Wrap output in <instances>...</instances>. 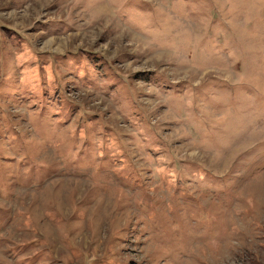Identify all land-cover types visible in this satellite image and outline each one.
I'll list each match as a JSON object with an SVG mask.
<instances>
[{"label": "rangeland", "instance_id": "374dc122", "mask_svg": "<svg viewBox=\"0 0 264 264\" xmlns=\"http://www.w3.org/2000/svg\"><path fill=\"white\" fill-rule=\"evenodd\" d=\"M0 264H264V0H0Z\"/></svg>", "mask_w": 264, "mask_h": 264}]
</instances>
